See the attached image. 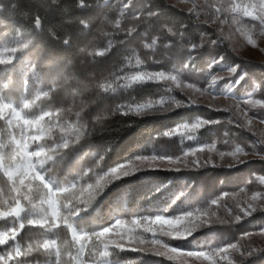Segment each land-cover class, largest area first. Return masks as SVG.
I'll return each mask as SVG.
<instances>
[{"label":"rangeland","instance_id":"rangeland-1","mask_svg":"<svg viewBox=\"0 0 264 264\" xmlns=\"http://www.w3.org/2000/svg\"><path fill=\"white\" fill-rule=\"evenodd\" d=\"M167 2L181 10L191 13L196 22L206 23L213 27L218 38L226 41L229 44L230 49L236 54L235 61L237 62L234 63L229 60H223L220 64L214 66H212L210 62V64L203 70H196L192 67L184 68V56L188 57L197 51L200 53L201 51L204 53H210L213 51L214 47L212 45H204L192 53V45H188V43L182 39L181 33L178 30L170 28L172 29V32L167 31L166 29L169 27L154 24L149 20V16L145 13H134L129 1L121 0L116 15L101 19L90 25V39L88 40L89 43L87 48L84 50V52L88 54L87 59H85L83 53L80 54V59H82V63L85 65L86 70H83V73L81 71H71L76 67L75 64V66L69 68L66 72V75L76 77V80L85 87L79 91H77L75 86L69 88L68 84H66L65 87H62L64 83L59 79L55 82V87L51 83H48L43 89L47 91L48 85H51L54 90L50 96L57 93H61L62 95L59 100L55 101L56 105H50L46 102V105H44L43 108L45 110L70 109L71 111L62 112L61 115L63 116L64 122L72 121L73 123L77 122V112L80 113L81 111L86 112L90 109H100L102 106H106V108L97 113L96 120H103L113 114V112H128L129 106L134 107L139 104L149 102L157 103L160 101H163L162 110L145 111L144 114L160 113L182 106L197 105L207 107L208 105H211V109H227V111H219L223 114L219 119L212 120L206 117H199L193 121L181 123L162 131L153 138L154 150L152 153L148 154L152 155L153 153H156L157 155H168L173 157V159L181 157V161L177 164L157 163L153 165L154 167L180 168L181 170H192L193 173H205L208 178L203 179L205 182L202 183L203 181H201L200 184H202L198 186L200 187V192L198 193L204 195L202 201L196 202L193 207L179 215L158 213L154 215H131L129 218H116L124 221V224L118 229H113V234H110L113 239H118L114 233L132 228V220L137 217L156 215L176 217L182 216L189 211H195L196 209L215 213L217 216L233 222L227 225H201L199 230L194 232L193 236H198V233L203 232L204 234L207 232L209 233L206 242L202 247H192L186 245L184 242V244L179 242L182 240H172L170 237L163 235L164 231L169 230L167 225L161 226L155 224L152 226L151 231L144 232L143 229L147 222L143 221L139 223V227L134 235L139 236L145 241V243L143 245L140 244L139 241L125 243V250H132L142 246L152 248L158 247L160 251H164L168 253V255L173 256V259L171 260L168 259V255L161 256L168 262L173 261L176 264H209L207 260H198L196 258H188L179 254L170 253L167 249H164L162 245L169 244L170 247L179 246L184 248V251H207L211 247H223L227 243H237L241 249L249 246L264 248V236L259 234L260 230L264 228V222L255 225V227L241 229L239 226L240 222H235L234 219L236 214H240L239 209L244 207L247 202L251 200L254 193H259L261 196H264V176L257 175L256 172L248 173L242 171L238 173L229 172V174L223 172L220 173L219 176H215L214 173V171L234 168L230 167L234 161L228 153L235 151L238 147L243 150L240 154V159L247 161L246 163L241 164L246 165L251 162L254 163L259 161L264 164V159L259 158L261 155H264V143H261L264 141V105L245 103V101L248 100H264V82H256V79H254L255 76L253 75L255 69L264 73V30H261L259 22L253 17H247L243 14V8L250 4L256 5L258 10L260 0H167ZM220 4H224L228 7L225 8L223 13H217V16L220 17L219 20L214 17L210 19L208 5H215L218 7ZM233 4L240 6V10L235 14L230 9V6ZM141 14L144 15L142 21L138 20V17ZM117 20L120 21L119 27L116 26ZM86 27H88V25H86ZM173 32L176 33L175 36H173ZM249 36L255 41V44L248 43ZM153 41H155V44L152 43ZM20 42L24 43V41ZM121 43L130 46L132 51L125 63L117 70H112L100 62V60L103 59V56H93V53L102 51L105 52L106 55L112 47ZM200 43L201 40L196 44L199 45ZM5 48L7 47H0V54H3L4 58H7V53L4 51ZM162 58L172 59L176 62V66L170 70H155L152 67V64L162 61ZM137 59H139L140 64H137ZM231 66H239L237 73L231 78H224L228 76L227 67ZM174 69L177 71H173ZM136 72L171 73L173 75H179L180 83L178 85L177 83L164 80L146 81L143 84H137L131 88L118 87L115 93H109L102 96L97 95V85L107 84L115 86L117 83L123 85L125 83L123 78L134 75ZM242 73H247V75L239 84H236L235 81ZM212 75L224 78L217 81L213 87V91L216 94L215 97L208 93L198 92L196 90L206 88ZM118 77L120 78L119 80H117ZM34 78L36 77L34 76ZM147 83L158 84V90L154 94L140 99H133V96L127 98L124 97L125 95L123 94L125 92H129V90L135 86ZM188 85H194V87L190 88ZM58 87L62 88L57 89ZM72 93H76L75 98ZM192 101H195V105L192 104ZM6 102L12 101L6 99ZM177 102L180 103L179 107H177ZM106 103H109L110 106H107ZM81 106H83V110H81ZM39 109L38 104L35 102L33 111H36V113L39 114ZM117 109H119V111ZM88 115L91 114L88 113L87 116ZM80 118L81 114L79 116V119ZM197 120L219 121L217 125L219 132L210 141H203L199 137V131L203 127L195 132H189L182 127L184 124L190 125ZM249 120L251 121L250 124L248 123ZM80 121L81 120H79V123ZM88 121L91 123L94 122L90 119ZM8 131H10V129L7 122L0 118V137H2L0 138V143H8ZM165 132H168L169 135L165 136ZM16 137L17 139L19 138L18 129L16 130ZM193 150H195V155H193ZM72 152L73 147L70 150H67L62 157L57 160L47 161L42 165L41 170L46 173L47 178L53 186H60L65 182L74 179L80 181L81 177L84 178V183H94L95 179L103 175V173L108 171L109 168L117 165L104 163L101 157H97L96 154L91 152L88 154L92 156V158L90 156H88V158L75 156V158L73 157V159L69 161ZM186 153L187 155H185ZM221 153H224V155L221 156ZM245 153L247 155H245ZM193 160H199L201 163L207 161L208 163L204 167H195L192 163ZM128 161L130 160L121 163H127ZM64 163L67 169L64 176H62L60 172L62 171L61 166ZM141 171L144 170L135 173ZM85 173H88L89 176H91V179H89L88 176H85ZM224 193H228V195L225 196ZM77 195L79 194L77 193ZM99 198L100 196L89 208H87V210L95 206ZM213 199L218 200L219 203L217 205H212L211 201ZM35 203H38V201H35ZM64 203H67V201H64ZM255 203H259V198ZM230 209L231 211H229ZM7 210L8 209H4L3 211L6 212ZM263 211L264 210H257L255 214ZM79 214L75 216H78ZM73 217L71 218L72 221ZM249 217L250 216L243 220ZM114 223L115 221H112L109 224L101 225L90 231L99 230L106 226L110 227ZM72 224L78 231L90 232L81 227H77L74 222H72ZM13 226L17 227L18 235L22 230L19 229L18 223L13 222V219L10 217H0V232H7V230ZM219 226H222L221 232H217L215 229ZM153 233H155V236ZM244 233H252L253 235L250 238H242ZM69 234L71 237L70 232ZM17 235L14 239H10L6 234L5 244L0 245V254L7 252L12 253V258L7 260L6 264L49 263V261L39 262L38 260L24 258L25 247L29 244H24ZM53 236L54 238L45 239L57 240L56 236ZM153 239L160 241V244L152 245L151 241ZM175 241H178L179 243H175ZM57 243L59 245L58 240ZM79 243H81V241L75 242V249L79 247ZM84 243L86 245L85 255L91 256V253L87 255L91 241H84ZM17 247L21 250L19 256L15 254V249ZM75 249L72 257L76 255ZM262 252L264 251L247 257L244 259L243 264L248 259L252 258V256ZM137 253L140 256L139 258H142L144 253ZM236 255H238V253ZM65 264H67L66 261ZM68 264H76V261L71 259ZM83 264H96V260L88 259L83 261ZM110 264L123 263L111 259ZM223 264H227V261H224Z\"/></svg>","mask_w":264,"mask_h":264},{"label":"trees","instance_id":"trees-1","mask_svg":"<svg viewBox=\"0 0 264 264\" xmlns=\"http://www.w3.org/2000/svg\"><path fill=\"white\" fill-rule=\"evenodd\" d=\"M128 1L134 13H145L147 16H149L148 13H152L149 20L154 24L178 30L188 45L198 43L200 37L205 34L218 41L210 53L202 51L201 53L198 51L193 53L194 51H191L193 54L188 57L184 56V63L190 62L193 69H205L218 56L224 57V60L237 62L235 61L236 54L230 49L226 41L218 38L215 29L206 23L196 22L191 13L179 9L168 3L167 0ZM0 2L4 3L6 9L5 12H0V20L7 17L9 12L12 13L11 19H13L7 27L0 23V47H13L17 41H24V43L29 44V49H25L27 55L24 52L19 53L12 65V70L16 73L15 83L9 92L1 93L6 95L7 100L18 105L25 99L20 81L26 75L27 65L30 61L39 60L43 55V49L46 47L49 50L48 54L42 58L38 69L42 79L37 80L34 76L31 77L35 86L32 89V95L27 97L28 99L34 98L36 92L40 88H45L48 83L55 87V82L58 79L64 83L62 87L67 84L64 79L57 78L55 73L49 72L52 61L47 59L56 57L57 60H64L65 63L71 62L69 68L76 64V67L71 70L73 72L81 71L83 73V70H86L82 59H80V54L82 53L81 49L85 50L88 46L91 33L90 25L116 15L121 0H85L88 7L81 8L78 7L79 0H0ZM12 5H16V8L13 9ZM36 15L41 16L42 30L35 28L34 17ZM81 21L88 27H82L79 23ZM63 39H70L71 46L65 47L56 42V40ZM32 42H37L35 47L31 46ZM131 51L132 48L127 44H118L112 47L100 62L112 70H117L131 55ZM174 66H176V62L170 58H164L162 61L152 64L155 70H170ZM253 75L256 82H264V73L260 70L255 69ZM49 76H52V79H48ZM54 80L55 82H53ZM6 82L3 73H0V83ZM157 87L158 84L156 83H147L135 86L123 95L125 98L133 96V99H140L154 94L158 90ZM61 95V93H57L36 101L38 108H43L46 102L50 105H56L55 101L59 100ZM62 97L66 99L64 96ZM106 104L110 106L109 103ZM105 108L106 106H102L100 109L80 112L81 118L77 117V121L81 120L80 123L88 124L92 131L79 144L73 146L69 161L75 156L88 158L90 152L101 157L103 162L107 164H118L132 160L137 155L152 153L154 150L153 138L164 130L199 117L215 120L223 116L221 112L201 105L182 106L169 111L142 115L128 112L127 115H124L125 112H113L103 120H96L97 113ZM88 113L91 114L88 115L90 117L87 116ZM89 119L94 122L91 123L88 121ZM217 125L218 123H215L203 127L199 131V137L203 141H210L219 132ZM90 157L92 158V156ZM61 167L60 173L64 176L67 169L65 163ZM241 171L256 172L257 175L264 176V164L260 161L251 162L231 169L214 171V173L215 176H219L223 172L229 174V172L238 173ZM205 178H208L205 173H193L192 170H144L115 181L100 196L95 206L73 217L72 222L77 227L90 231L101 225L109 224L119 217L129 218L131 215H154L158 213L179 215L193 207L196 202L202 201L204 195L198 193L200 192L198 186L205 182L203 181ZM5 181L6 177L0 174V210L8 209L12 195H14L9 194V187ZM201 181L203 182L200 184ZM13 222L15 221L13 220ZM263 222L264 211L242 220L239 226L241 229H245L255 227V225ZM24 223L25 228L17 235L24 244H29L25 247L24 258L39 262L49 261L48 264H51L48 254L43 250L38 251L37 247L42 245L45 238H54L53 235H55L59 246L64 250V262L66 261L67 264L70 262L76 245L69 246V242H71L69 233L66 234L63 230L46 232L28 226L27 221ZM215 229L217 232H221L222 226ZM208 234V232L205 234L204 232L198 233V236L194 235L179 242H184L192 247H202ZM179 242L175 241V243ZM29 248L32 250L29 251ZM93 251L96 250L93 249ZM139 257L136 251L125 250L115 252L111 259L123 264H176L148 252L144 253L142 258ZM244 264H264V252L252 256Z\"/></svg>","mask_w":264,"mask_h":264},{"label":"snow or ice","instance_id":"snow-or-ice-1","mask_svg":"<svg viewBox=\"0 0 264 264\" xmlns=\"http://www.w3.org/2000/svg\"><path fill=\"white\" fill-rule=\"evenodd\" d=\"M78 7H88V5L85 3V0H79ZM226 7L228 6L224 4H220L218 7L215 5H208L209 18L211 19L214 17L219 20L220 17L217 16V13H223ZM12 8L15 9L16 5H12ZM230 9L235 14L240 10V6L233 4L230 6ZM5 11L4 3L0 2V12ZM243 14L247 17H253L259 22L261 30H264V0H260L258 10L256 5L250 4L244 7ZM148 15L151 16L152 13H148ZM11 16L12 13L9 12L7 17L0 20V23H2L4 27H7L8 23L13 21ZM143 19L144 15L141 14L138 20L142 21ZM79 23L82 27H86L83 21ZM34 25L36 29L42 30V19L40 15L34 17ZM119 25L120 21L117 20L116 26L119 27ZM166 30L172 32L170 28ZM172 34L173 36L176 35L175 32ZM200 40L201 43L199 45H192L191 51H196L204 45L214 46L218 43L217 40L212 39L206 34L202 35ZM56 42L65 47L71 46L70 39L56 40ZM36 43L37 42H32L31 46L35 47ZM152 43L155 44V41ZM248 43L255 44V41L249 36ZM25 49H29V44L17 41L15 46L5 48L4 51L7 53V58H4L3 54H0V73H3L4 78L7 80L6 83H0V93H4L5 91L9 92V89L15 83L16 73L12 70V65L14 61H16L19 53L24 52L25 55H27ZM48 51V47H46L43 49V55L39 60L30 61L28 63L26 75L22 77L20 81L21 90L25 95V99L22 103L16 105L12 102H6V95L0 94V118L7 122L10 129V131L7 132L9 137L8 143H0V174L6 177L5 183L9 187V194H14L12 195L8 210L6 212L0 210V217L12 218L18 223L19 229L25 228L24 221H27L28 226L45 230L46 232H59L61 230L65 231L66 234L70 232L71 242H69V246L75 244L77 241H81L79 247L75 249L76 255L71 257L72 260L76 261V264H83V261L90 258L95 259L96 264H110L111 257L115 252L125 251V243L139 241V243L143 245L145 241L139 236L134 235L141 221L147 222L143 229L144 232L151 231L152 226L155 224L161 226L167 225L169 230L164 231L163 235L170 237L172 240H185L193 236L194 232L198 231L201 225H227L233 222L221 218L215 213L196 209L195 211H189L182 216L176 217L156 215L134 218L132 220V228L114 233L118 239H113L110 234H113V229H118L124 224V221L121 219H116L115 223L110 227H102L95 231L82 232L81 230H76L73 227L71 218L81 211L87 210V208H89L115 181L133 175L140 170L159 168L161 170L180 171V168L154 167L153 165L157 163L177 164L181 161V157L173 159L171 156L157 155L156 153L152 155H137L134 160L117 164L109 168L103 175L95 179L94 183H84V178L81 177L80 181L74 179L60 186H53L47 178L46 173L41 170L42 165L47 161L57 160L62 157L67 150H70L73 146L79 144L86 138L92 129L88 124L79 123V121L75 123L72 121L64 122L61 113L71 111L70 109L45 110L44 108H40L38 110L39 114L33 111L35 102L42 98H48L54 90L51 85H48L47 91L40 88L36 92L34 99L27 98L32 95V89L35 86V82L32 81L31 77L35 76L37 80L42 79L38 73V69L40 68V61L48 54ZM81 52L84 54L85 59H87L88 54L84 52L83 49H81ZM104 55L105 52L103 51L93 53L94 57ZM47 60L52 61L49 72L55 73L57 78L64 79L69 88L75 86L77 91H79L85 87L76 80V77L66 75L70 62L65 63L64 60H57L56 57H51ZM223 60L224 57L218 56L211 64L212 66L218 65ZM137 64H140L139 59H137ZM183 67L191 68V63H185ZM238 68L239 66L227 67L228 76L224 78H231L237 73ZM173 71L177 70L174 69ZM246 75L247 73H242L235 83L239 84ZM224 78L212 75L206 88L196 90L215 97L216 94L213 91V87L217 81ZM48 79H52V76H49ZM119 79L118 77L117 80ZM123 79L125 80L123 85L118 83L115 86L107 84L97 85V95L102 96L115 93L118 87L131 88L134 85L143 84L146 81L164 80L177 83L178 85L180 83L179 75H173L171 73L165 74L163 72H136L134 75L124 77ZM53 82H55V80ZM188 87L191 88L194 87V85H188ZM72 95L75 98L76 93H72ZM245 103L264 105V100H248L245 101ZM192 104L195 105V101H192ZM179 106L180 103L177 102V107ZM208 107L211 108V105H208ZM162 108L163 101L157 103L149 102L134 107L129 106L128 112L134 111L137 115H142L145 111L162 110ZM81 110H83V106H81ZM117 110L119 111V109ZM212 110L227 111V109ZM123 114L127 115L128 113L125 112ZM76 115L79 117L80 113L77 112ZM215 123H219V121L197 120L195 123L190 125L184 124L182 127L189 132H195L204 126ZM248 123L250 124L251 121L249 120ZM17 129L19 130L18 139L16 137ZM164 135L168 136L169 133L165 132ZM261 143H264V141ZM242 151L243 150L238 147L235 151L228 153L234 161L230 167H236L241 163L247 162L246 160L240 159ZM185 155H187V153ZM193 155H195V150H193ZM223 155L224 153H221V156ZM245 155L247 154L245 153ZM259 158L264 159V155H261ZM192 163L195 167H204L208 162L205 161L201 163L199 160H193ZM84 175L91 179L88 173ZM77 193L79 195H77ZM224 195L227 196L228 193H224ZM258 198L259 203H255ZM35 201H38V203H35ZM64 201H67V203H64ZM211 203L212 205H217L219 201L213 199ZM257 210H264V196H261L259 193H254L251 200L248 201L244 207L239 209L240 214L235 215V222H241L244 218L255 214ZM229 211H231V209ZM17 230V227L13 226L8 229L7 232H0V245L5 244L6 234L10 239H14L17 235ZM259 234L264 236V228L260 230ZM153 235L155 236V233H153ZM252 235V233H244L242 238H250ZM84 241H91V245L88 249L89 253H92L93 248L96 250L91 256L85 255L86 245ZM151 244L159 245L160 241L153 239ZM162 247L173 254H179L188 258H196L198 260H207L209 264H223L224 261H227V264H243L244 259L247 257L264 251V248L252 246L241 249L237 243H227L223 247H211L207 251H184V248L179 246L170 247L169 244H163ZM31 250L32 249L29 248V251ZM37 250L46 252L51 264H65L63 259L64 250L58 245L56 239H45L42 245L37 247ZM132 250L139 253L152 252L157 256L168 255V253L160 251L158 247L152 248L142 246ZM237 253L238 255H236ZM15 254L17 256L21 254L19 247L15 249ZM11 258V252L0 254V264H6L7 260ZM168 259H173V256L168 255Z\"/></svg>","mask_w":264,"mask_h":264}]
</instances>
